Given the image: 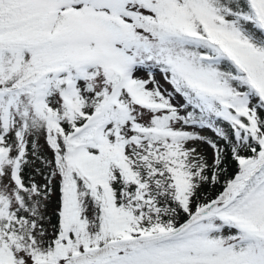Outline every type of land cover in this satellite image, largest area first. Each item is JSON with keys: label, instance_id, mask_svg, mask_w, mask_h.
Instances as JSON below:
<instances>
[{"label": "snow or ice", "instance_id": "1", "mask_svg": "<svg viewBox=\"0 0 264 264\" xmlns=\"http://www.w3.org/2000/svg\"><path fill=\"white\" fill-rule=\"evenodd\" d=\"M0 264H264V0H0Z\"/></svg>", "mask_w": 264, "mask_h": 264}]
</instances>
